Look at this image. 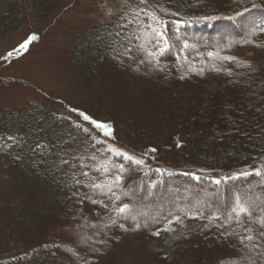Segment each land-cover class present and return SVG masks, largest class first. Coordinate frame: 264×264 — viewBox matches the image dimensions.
<instances>
[{"label":"trees","instance_id":"1","mask_svg":"<svg viewBox=\"0 0 264 264\" xmlns=\"http://www.w3.org/2000/svg\"><path fill=\"white\" fill-rule=\"evenodd\" d=\"M62 3L0 0V39L26 18L28 42L38 41ZM63 66L70 103L48 96L0 109V160L9 170L0 264H248L232 210L242 194L255 214L241 220L264 218V0H125L114 21L78 37ZM3 79L0 91L33 88ZM93 122L110 125L111 136ZM72 156L122 165L116 192L128 195L117 203L143 213L137 219L149 227L94 235L109 212L84 199L88 188L73 196L72 168L59 166ZM114 175L101 167L79 178L110 184ZM175 216L178 232L150 234Z\"/></svg>","mask_w":264,"mask_h":264},{"label":"rangeland","instance_id":"2","mask_svg":"<svg viewBox=\"0 0 264 264\" xmlns=\"http://www.w3.org/2000/svg\"><path fill=\"white\" fill-rule=\"evenodd\" d=\"M124 3L125 0H63L60 14L41 24L43 33L38 41L28 42L26 18L18 33L0 39V78H5L8 85H12V79H21L33 87L17 86L0 91V109L17 107L27 101H42L48 96L70 103L63 66L67 52L86 31L114 21ZM110 10L114 14L109 15ZM217 37L226 39L229 35ZM8 173L7 163L0 160V194L8 189Z\"/></svg>","mask_w":264,"mask_h":264},{"label":"snow or ice","instance_id":"3","mask_svg":"<svg viewBox=\"0 0 264 264\" xmlns=\"http://www.w3.org/2000/svg\"><path fill=\"white\" fill-rule=\"evenodd\" d=\"M141 4L146 3V0H140ZM143 11V9H141ZM109 15L114 14L111 10L108 13ZM155 31V29H153ZM159 35V33H157ZM163 55V51L160 53ZM234 59V58H233ZM84 120H90L84 113H80ZM94 126L98 130H103V134L106 136H111L112 128L108 124H103L100 122H93ZM179 146V144L177 145ZM37 148L43 147L39 143L36 145ZM94 147V145H93ZM150 151L154 152L155 149H150ZM123 159H126L130 162H134L136 165H142L144 163L143 159H135L133 156L127 155L126 153L119 154ZM89 160H95V155L88 157ZM83 158L78 156H72L70 158L61 157L59 161V166L70 165L72 168L71 178H72V186L76 189L73 192V196H77L80 188H88L89 191L84 193V199L90 202L93 205H100L103 208L107 209L109 212L107 221L103 223L102 227H100V231L95 233L94 235L99 236L100 232H104V229H111L112 227H119L123 231H137L143 228H148L149 223L147 221L140 222L138 221V216H143V213H137L134 209H131L127 203H117L121 201L122 196L128 195L127 192L121 191L119 195H117L116 190L120 189L122 174L124 171L123 166L117 170L116 165H112L109 168L107 165H103L102 170L104 173L115 175L112 178L110 184H97L93 182H85V180L80 179L79 177L88 178L89 170L101 171V167H94L88 163L82 162ZM98 195H102L108 198V203H105L103 200L96 199L95 197ZM111 205V207H109ZM91 211V210H90ZM235 213L234 219L236 220L237 225L243 230V235H239L235 233V229L233 230V234L239 235L240 244L242 245V251L240 253L241 260H247L248 264H257V261L254 259L255 256H260L261 261H264V218H255L250 221L241 220V215L245 216H254L255 207L253 204L247 202L243 195L241 194L237 198L236 207L232 210ZM195 218V217H192ZM87 219V218H85ZM229 219H232L230 217ZM120 220H131L134 223L131 227H126L124 223H119ZM152 222H157L155 218L152 219ZM169 226L163 229L157 228L156 230H150V234L153 236L159 237L161 231L174 233L178 232L176 227H172L173 224L183 225V220L180 216H175L173 220L168 221ZM258 225L257 228H253L251 225ZM91 227L96 228L97 225H91ZM104 235L107 236V232H104ZM178 238V237H177ZM88 241L92 244L100 243L106 244V240H94L93 237L89 236ZM247 242V243H246ZM95 251H100L99 249H95ZM251 254V255H249ZM167 257H165L166 259ZM87 264V262H86Z\"/></svg>","mask_w":264,"mask_h":264}]
</instances>
